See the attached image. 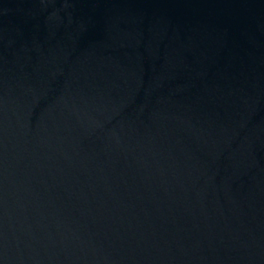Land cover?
Segmentation results:
<instances>
[{
    "label": "water",
    "instance_id": "water-1",
    "mask_svg": "<svg viewBox=\"0 0 264 264\" xmlns=\"http://www.w3.org/2000/svg\"><path fill=\"white\" fill-rule=\"evenodd\" d=\"M0 264H264V0H0Z\"/></svg>",
    "mask_w": 264,
    "mask_h": 264
}]
</instances>
